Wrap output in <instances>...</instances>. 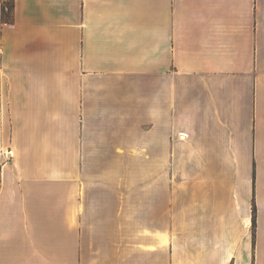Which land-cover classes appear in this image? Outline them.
Masks as SVG:
<instances>
[{"label": "crops", "instance_id": "1", "mask_svg": "<svg viewBox=\"0 0 264 264\" xmlns=\"http://www.w3.org/2000/svg\"><path fill=\"white\" fill-rule=\"evenodd\" d=\"M0 264H264V0L0 3Z\"/></svg>", "mask_w": 264, "mask_h": 264}, {"label": "trees", "instance_id": "2", "mask_svg": "<svg viewBox=\"0 0 264 264\" xmlns=\"http://www.w3.org/2000/svg\"><path fill=\"white\" fill-rule=\"evenodd\" d=\"M12 9H13V4L10 5L7 10H5L2 7V17H3V19L10 20ZM255 213H256V210H255V207H254V209H253V223H254V225H255Z\"/></svg>", "mask_w": 264, "mask_h": 264}, {"label": "built area", "instance_id": "3", "mask_svg": "<svg viewBox=\"0 0 264 264\" xmlns=\"http://www.w3.org/2000/svg\"><path fill=\"white\" fill-rule=\"evenodd\" d=\"M14 0H0L1 6L7 10L9 8L10 5L13 4Z\"/></svg>", "mask_w": 264, "mask_h": 264}]
</instances>
